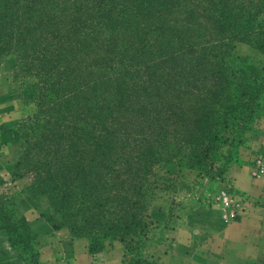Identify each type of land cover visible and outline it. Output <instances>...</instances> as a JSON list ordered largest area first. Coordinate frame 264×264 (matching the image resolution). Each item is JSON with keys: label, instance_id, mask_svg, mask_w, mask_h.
Listing matches in <instances>:
<instances>
[{"label": "trees", "instance_id": "trees-1", "mask_svg": "<svg viewBox=\"0 0 264 264\" xmlns=\"http://www.w3.org/2000/svg\"><path fill=\"white\" fill-rule=\"evenodd\" d=\"M263 15L264 0H0V61L17 62L35 109L13 128L11 180L32 176L31 198L73 214L90 255L119 237L123 264H157L142 247L151 203L174 189L163 168L219 179L264 113V69L236 53L264 54ZM4 185L0 231L39 264Z\"/></svg>", "mask_w": 264, "mask_h": 264}, {"label": "crops", "instance_id": "crops-1", "mask_svg": "<svg viewBox=\"0 0 264 264\" xmlns=\"http://www.w3.org/2000/svg\"><path fill=\"white\" fill-rule=\"evenodd\" d=\"M8 95L5 89L0 88L1 106L6 101L12 106L16 102L14 96ZM3 108L0 109V119L3 120L0 123V141L3 146L0 150V174L6 175L7 180L10 179L9 184L16 187L17 192L22 195L17 202L18 213L29 222L38 252L43 249L42 254L45 255L42 257L41 254V258L49 264L56 263L57 256H62L73 264H110L113 259L114 262L118 258L122 260L123 252L114 258L113 254L118 249L122 250L116 244L109 251L91 256L87 250V242L84 241L82 249L77 248V240L71 242L72 239L68 237L67 243L68 240L55 231L24 196L27 179L11 180L20 151V144L11 128L21 117L14 110L11 117L5 118L2 115L5 111ZM246 169L239 172L233 183V190L248 203L241 216L235 220H224L214 205L198 204L189 207L175 220L173 229L167 234L173 240L174 248L161 254V248L155 249L154 253L158 252L159 255V264H264V174L252 178L251 168ZM194 230L201 232L195 234ZM52 240L53 246L50 243ZM78 241L81 242V239ZM0 264H30V260L19 249L10 247L1 231ZM114 264H120V261Z\"/></svg>", "mask_w": 264, "mask_h": 264}, {"label": "rangeland", "instance_id": "rangeland-1", "mask_svg": "<svg viewBox=\"0 0 264 264\" xmlns=\"http://www.w3.org/2000/svg\"><path fill=\"white\" fill-rule=\"evenodd\" d=\"M236 46L237 55L241 56L242 58L249 57L251 60L254 61V63L259 69H264V54H261L257 51H253L248 45L244 43H238L236 44ZM16 63L17 62L15 60L11 59H5L3 61H0V88L5 89L9 95H12L16 98V102L13 103V106L9 101H6L5 104H3L5 108H3V105V107L0 105V109L3 108V110H5L2 113L3 117L6 116L5 118L11 117L12 112L14 110H16V112H18L21 117L19 121L16 122V124L11 128L13 136L15 137L17 143L20 144V151L17 157L18 161L20 153L24 150V136L17 135L14 132L13 128L22 120L31 116L34 113L35 109L29 101L31 89L26 87L27 85H25V82H23L22 79L15 78V73L19 70H16ZM255 88V86H243L242 90L250 97H254ZM262 98L264 99V90L262 93ZM9 104L11 105L9 106ZM2 121L3 120L0 119V123H2ZM250 126V131L246 132L242 136V143L237 147V149L232 151V156L234 157L232 162L228 165H225L222 162L216 163L217 167H219V169L223 171V174H221L219 179L214 178V180L211 181L209 178L205 177L204 172H202L203 174H201L203 175L202 177L199 176L200 174L197 170H191L187 167H180L176 163L168 164L163 168L162 175L166 178L173 180L174 189L169 192H160L158 198L151 203L149 210V222L151 223V225L149 227V233H147V238L149 239V241H146L143 244L142 253L146 255H152L153 259L157 262V264H159V255L158 252L154 253L155 249L161 248V254L162 252H165V250L168 251L174 248L175 244L167 234L173 229L175 220L179 218L180 215L183 214L187 209H189V207L198 204L214 205L219 209L220 214L222 216V209L216 202V197L221 192H228L230 194L240 196L236 194V192L233 190V183L235 182L237 175L243 169L247 170L246 168H251L250 174L252 178H255L253 176V173L256 168L257 161L260 159L264 160V150H262V148H264V113H262V116L257 117ZM2 148V142L0 141V150H2ZM0 176L2 177L5 183V185L1 189V192L4 195L11 196L13 194H19L18 199L16 200L17 204L19 198L22 197L21 193L17 192L18 189L16 187H12L11 184H9L10 179L7 180L6 175L2 176L0 174ZM24 179H27L28 182L26 183L28 186L32 181V176L28 175ZM230 189L232 190V192L230 191ZM24 196L29 200V202L32 203V205L35 206L39 214L41 212H44L45 214H47L48 217H50V219L48 220L46 218L44 219L51 226H53V229L55 231L60 232V234L64 236L66 240H68L69 238L72 239L71 242L77 240V248L79 247V249H82V244L85 245V242L88 243V240L86 238L75 235L73 236V234L71 233V229L78 224L77 219L73 217V214H56L45 198H38L35 200L31 198L26 191L24 193ZM245 201L247 203L246 199ZM200 232L201 231L199 230H194L195 234ZM79 239H81V242L78 241ZM127 240H130V237H127ZM68 242L69 240L67 241V243ZM50 243L52 246L54 245L53 240L50 241ZM114 244L122 248V250L118 249V251L113 254L114 258L117 254V256L119 257V254L121 255V252H123V257L122 260L121 258H118L116 262H114V259L111 261L109 260L110 264H114L119 261L120 264H123V262H127L128 257H125V244L120 242L119 237H116L115 239H109L106 242V248L103 252L109 251ZM34 249L37 253L38 263L49 264V262H46L44 258H41L43 249H41L40 252H38L35 246ZM19 250L27 259H29L28 253L23 251L21 248H19ZM56 252L59 251H57L56 249ZM97 254L91 256H95ZM44 255L45 254H42V257H44ZM59 259H61L62 261H58ZM54 264L73 263L68 259L64 260L62 256H57L56 263Z\"/></svg>", "mask_w": 264, "mask_h": 264}, {"label": "built area", "instance_id": "built-area-1", "mask_svg": "<svg viewBox=\"0 0 264 264\" xmlns=\"http://www.w3.org/2000/svg\"><path fill=\"white\" fill-rule=\"evenodd\" d=\"M262 174H264V160L260 159L257 161L253 176L258 178ZM215 200L222 209V218L224 220L237 219L247 206L246 201L242 197L228 192H221Z\"/></svg>", "mask_w": 264, "mask_h": 264}]
</instances>
